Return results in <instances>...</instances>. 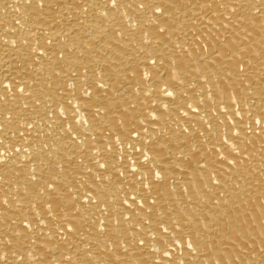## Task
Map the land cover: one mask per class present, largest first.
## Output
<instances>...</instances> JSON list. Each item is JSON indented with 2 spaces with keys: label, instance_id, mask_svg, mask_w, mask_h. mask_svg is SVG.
<instances>
[{
  "label": "bare ground",
  "instance_id": "obj_1",
  "mask_svg": "<svg viewBox=\"0 0 264 264\" xmlns=\"http://www.w3.org/2000/svg\"><path fill=\"white\" fill-rule=\"evenodd\" d=\"M0 264H264V0H0Z\"/></svg>",
  "mask_w": 264,
  "mask_h": 264
}]
</instances>
